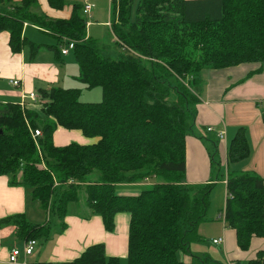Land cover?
Returning a JSON list of instances; mask_svg holds the SVG:
<instances>
[{"label": "trees", "instance_id": "obj_1", "mask_svg": "<svg viewBox=\"0 0 264 264\" xmlns=\"http://www.w3.org/2000/svg\"><path fill=\"white\" fill-rule=\"evenodd\" d=\"M39 1L21 0L0 11V33H9L13 52L29 45L36 54L46 47L55 58L60 43H72L79 80L89 90L101 88L102 100L84 103L78 90L52 87L39 92L36 110L0 104V176L25 188L62 230L67 216H99L109 234L118 214L129 218L125 260L107 257L98 244L63 264H184L179 252H189L201 240L198 227L207 220L214 186L223 181L224 223L234 231L238 249L246 252L254 239H264L263 179L229 170L249 157L244 128L229 143L226 174L212 149L213 180L182 182L193 106L199 102L192 89L205 70L264 66V0H112L110 29L124 51L116 60L102 57L96 41L87 37L81 4L74 3L67 18L53 19L34 11ZM45 3L56 12L66 7L65 0ZM25 23L51 35L56 44L28 41ZM57 127L98 142L55 147ZM35 130L40 137H32ZM147 180L154 183L138 195L115 192L116 186ZM4 226L15 227L24 242L50 236L51 226L30 224L23 215L0 220ZM246 264H264V251Z\"/></svg>", "mask_w": 264, "mask_h": 264}, {"label": "crops", "instance_id": "obj_2", "mask_svg": "<svg viewBox=\"0 0 264 264\" xmlns=\"http://www.w3.org/2000/svg\"><path fill=\"white\" fill-rule=\"evenodd\" d=\"M10 1L9 4L0 1V11L11 10L21 2V0ZM39 2L42 7L41 14L53 19L67 18L69 9L74 4L70 6L66 5L64 10L56 12L47 6L45 0H40ZM34 11L36 12V10ZM109 12L110 21L107 23V26L110 28L111 7ZM35 31L41 33L39 28L34 25L28 23L23 25V36L28 41L39 45L38 42H35L38 39L35 36ZM87 37H89L88 32ZM9 38L8 32L0 33L1 105L7 103L19 104L22 96H27L30 93H34L38 97L40 91L48 90L55 87V84L58 85L62 82L61 72L58 70L57 63L58 61L62 63V57H68L69 53L62 55L57 48L58 54L55 58V56L52 57L51 51L42 53V50H46L44 49L46 47H42L38 53L33 54L29 45H25L19 52H13L9 46ZM62 43L65 45L68 42ZM53 44L55 45L56 43ZM26 48H28V53ZM203 76L208 83L216 81L220 83L217 87L209 86L202 91L204 96L208 98V101L201 100L202 98L200 99L199 96H196L199 100L196 106V129H193L192 135L186 139V171L182 181L183 184H202L213 180L212 158L210 155L212 149L215 155L214 161L220 164L221 169L224 171L223 173L226 174L228 146L239 128L245 129L249 157L244 161L230 165L229 170L237 173H254L263 179L264 66L247 63L225 70H210ZM230 80L233 82H230ZM12 81H18L19 85L13 86L11 84ZM230 83H233L231 86L235 87L231 93L238 96L244 95L245 100H238L237 98H231V96L230 99L226 97L222 98ZM225 84L227 85L224 89ZM231 86L230 88H232ZM25 100L26 104H28L27 108L35 110L39 108V104H36V102ZM37 102L39 103V98ZM201 125L204 127V131L200 130ZM207 128L213 129L214 132L209 135ZM218 132L225 133L224 140L219 141L216 138V133ZM52 138L55 147H64L71 143L87 146L98 142V138L92 140V138L84 137L78 130H66L61 127H57ZM217 158L219 161H216ZM9 182L10 178L8 176H0V220L15 215H23L24 219L29 222V205L30 203H36L31 199L29 200V194L25 188L11 186ZM153 183L154 180H147L142 184L119 185L116 188H122L126 191L118 195L134 196L140 189L151 186ZM218 184L225 186L224 181L217 182L216 185ZM48 216L49 218L38 225L47 224L51 226L50 236L47 239H36L31 254H21L18 259L19 262L23 264L35 262L68 263L79 258L89 247L98 244L104 246L107 257L118 258L120 260L126 259L128 252V215L118 214L115 217V228L111 234L104 230L102 219L99 216H93L87 220H83L77 216H67L63 220L66 227L64 230L61 229V222L58 219L54 218L51 221V215L47 214ZM119 216H121V219H116ZM29 223L32 224L31 222ZM218 238L224 239L221 247H224L227 252L232 253L230 240H235L234 231L227 229L225 224H223L222 236ZM24 243L23 240L17 237L15 227H1L0 264H13L9 262L11 250L18 249L22 251ZM259 251H264V239H254L248 251H237V253H243L248 261ZM236 262L231 261V263Z\"/></svg>", "mask_w": 264, "mask_h": 264}, {"label": "rangeland", "instance_id": "obj_3", "mask_svg": "<svg viewBox=\"0 0 264 264\" xmlns=\"http://www.w3.org/2000/svg\"><path fill=\"white\" fill-rule=\"evenodd\" d=\"M87 3H90L93 5L92 11L87 14L83 15L84 19L87 22V32L88 36L95 40L97 43L98 50L100 52V55L105 58L110 59H118L120 56L124 55V51L121 50V48L117 47L115 45V38L112 35L110 28L107 26V23L110 21V2L109 0H86ZM85 0H65V4L67 6L72 5L73 3L77 4H84L86 2ZM36 10V13L39 14L42 13V7L41 3H38V9ZM104 23H106L104 25ZM90 24V25H89ZM35 36L38 37V39L35 40V42H38V44H47V45H54L53 43H56L55 39L44 32H38L35 31ZM46 50H42V53H48L52 52V57L55 56L54 52L48 48H44ZM28 53V48H26ZM59 52L62 50H67L68 57L64 58L62 57L63 62L61 63L58 61L57 66L59 67L58 70L61 72V79L62 82H60L58 85H54L55 87L62 88V89H74L79 91V100L84 103H98L102 100V91L101 88H94V89H87L86 86L79 80V68L77 66V63L74 59L73 52L71 48H69L68 43L64 45V43H61L58 46ZM210 70H205L200 75V84L192 89V93L195 96H199L201 100L208 101V98H206L203 94V90L207 87H217L220 82H206L204 78V74L208 73ZM232 80H230L231 82ZM233 82V81H232ZM233 83H230L228 87L226 88L227 91L224 93V97L222 98H237L238 100H245L244 95H235L231 93V91L235 88L232 87ZM224 85V89L225 86ZM230 86L232 88H230ZM230 88V89H229ZM230 94V95H229ZM221 98V97H220ZM210 102V101H209ZM36 104H39L36 102ZM200 104V103H199ZM196 105L193 106L194 110V119H196ZM40 107V105L38 106ZM195 121L193 125V129L195 130ZM204 126V125H203ZM200 130L204 131V127H200ZM213 130V129H212ZM206 131V129H205ZM209 132L208 134L210 135ZM212 135V134H211ZM92 140H95L92 138ZM215 157V155H214ZM216 161H219L218 158ZM221 172L223 173V169H221ZM264 179V177H262ZM90 180H92V176L89 177ZM142 189L139 190L137 194L140 193ZM115 192L118 195L119 193L126 192L125 189L122 188H115ZM136 194V195H137ZM29 196V200H30ZM225 200H226V190L225 186L223 184L215 185L212 193H211V205L209 207L208 213H207V220L202 222L198 227V233L201 237V240L199 242L192 243L190 246L189 252H179V261L184 264H200V262L203 261H210L213 264H246L247 259L246 256L240 252L237 248L236 241L230 240V247L232 249V253H229L226 251V249L221 247L220 245H214L212 244V240L218 239V237L222 236V230H223V222L218 219V216L220 213L224 210L225 206ZM36 204L30 203L29 205V217L28 220L34 225L42 224L45 219L49 218L47 217V214L51 215L50 211L44 212L43 209L39 206L38 202H35ZM33 215V217H32ZM121 216L117 217L116 219H121ZM123 217V216H122ZM50 220L53 221L54 217L51 215ZM125 219V218H122ZM125 221V220H124ZM129 228V226H128ZM220 233V235H219ZM229 253V254H228ZM231 261H237L236 263H231ZM205 264V262H203Z\"/></svg>", "mask_w": 264, "mask_h": 264}, {"label": "built area", "instance_id": "obj_4", "mask_svg": "<svg viewBox=\"0 0 264 264\" xmlns=\"http://www.w3.org/2000/svg\"><path fill=\"white\" fill-rule=\"evenodd\" d=\"M109 2H110V7H111L112 6V0H109ZM92 8H93L92 4L85 2L82 5V14L83 15L89 14L91 12ZM68 46L71 49L73 47L72 43H68ZM67 53H68L67 50H62L61 51L62 55H66ZM11 84L13 86H18L19 82L18 81H12ZM25 99L30 100L31 102H37L38 101V97L34 93H30L27 96H22L21 102L19 103V107L21 108V110L26 109L27 106H28V104H26V100ZM212 131L213 130L211 128H207V132H212ZM40 136H41V132L39 130H35L32 133V137L33 138H37V137H40ZM216 138L219 141L224 140L225 133L224 132L216 133ZM218 219H220L223 222V224H225L224 223V213L221 212L220 215L218 216ZM223 241H224L223 238H218L216 240H212V244L221 246L223 244ZM34 245H35V241L30 240V241H27V242L24 243V247H23L22 251L18 250V249L11 250V253H10V256H9V262L13 263V264H23V263L19 262V260H18L20 255L21 254L30 255L32 250H33V246Z\"/></svg>", "mask_w": 264, "mask_h": 264}]
</instances>
